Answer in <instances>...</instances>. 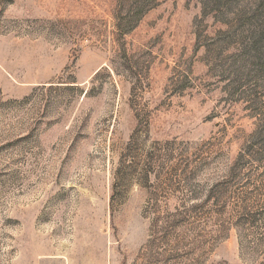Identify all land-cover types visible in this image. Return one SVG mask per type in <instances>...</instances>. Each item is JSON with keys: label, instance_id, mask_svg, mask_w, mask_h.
Masks as SVG:
<instances>
[{"label": "rangeland", "instance_id": "374dc122", "mask_svg": "<svg viewBox=\"0 0 264 264\" xmlns=\"http://www.w3.org/2000/svg\"><path fill=\"white\" fill-rule=\"evenodd\" d=\"M157 1L117 39L114 0H0V264H264V219L156 222L255 142L225 201L264 208V0Z\"/></svg>", "mask_w": 264, "mask_h": 264}, {"label": "trees", "instance_id": "16d2710c", "mask_svg": "<svg viewBox=\"0 0 264 264\" xmlns=\"http://www.w3.org/2000/svg\"><path fill=\"white\" fill-rule=\"evenodd\" d=\"M118 5V10L114 16V36L123 38L131 33L142 19V17L157 6V0H114ZM207 38V37H205ZM212 40V39H210ZM214 40L210 41V43ZM255 135L263 136L264 126L258 127ZM211 147V144H209ZM255 143H250L248 147L240 149L237 157L229 168L227 175L216 184H213L206 193L202 203L192 205L187 209L176 210L174 213L158 217L156 222H166L168 228L162 233L166 238H175L176 246H192L199 251L203 250L206 241L204 234L207 228L215 226L216 236L225 233L229 227L234 228L238 237L244 235L247 228L256 224L259 219H264V208L260 213L254 215L249 211L246 197L237 199L240 201L234 208H229L226 201L230 193L239 196L236 191L231 192L234 187H239L243 183L244 169L252 162H259ZM212 149L207 148L205 152ZM264 157V147L258 151ZM188 154V153H187ZM203 160V159H202ZM190 171L189 166L182 168L183 177ZM229 208V209H228ZM168 222V223H167ZM179 224V225H178ZM177 226V227H176ZM180 226V227H179ZM180 230L192 233L190 241H187L186 235L182 236ZM181 232L180 236L179 233ZM184 232V231H183Z\"/></svg>", "mask_w": 264, "mask_h": 264}]
</instances>
